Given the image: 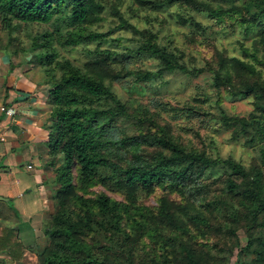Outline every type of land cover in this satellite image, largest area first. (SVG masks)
I'll list each match as a JSON object with an SVG mask.
<instances>
[{"label": "trees", "instance_id": "16d2710c", "mask_svg": "<svg viewBox=\"0 0 264 264\" xmlns=\"http://www.w3.org/2000/svg\"><path fill=\"white\" fill-rule=\"evenodd\" d=\"M136 1L153 10L180 4L218 23L239 21L256 34L251 45L241 43V55L213 46L209 59L196 67L162 44L157 31L131 22L117 3L111 9L119 28L137 37L123 50L105 46L112 30L96 27L105 19L108 0H0V47L32 54L30 61L43 68L49 86V162L56 170L57 206L37 264H226L237 248L239 255L252 256V264H264V0ZM193 12L173 17L205 32L207 26ZM33 23L49 27L27 33L26 46L16 33ZM80 45L85 46L82 63L62 55V49ZM136 55L157 64L129 66ZM173 72L193 77L210 72L219 92L252 98L253 109L245 115L221 107L214 116L188 106L217 119L233 139L244 137L245 145L257 148L248 165L180 140L163 122L168 103L155 99L151 109L141 100L122 99L113 88L115 81L130 77L148 85ZM98 185L123 198L93 194ZM160 188L157 205L141 200V194ZM24 251L18 230L4 226L0 263L20 260ZM235 264H241L240 256Z\"/></svg>", "mask_w": 264, "mask_h": 264}, {"label": "rangeland", "instance_id": "374dc122", "mask_svg": "<svg viewBox=\"0 0 264 264\" xmlns=\"http://www.w3.org/2000/svg\"><path fill=\"white\" fill-rule=\"evenodd\" d=\"M107 8L104 13L105 19L96 26L100 31H111L109 34V42L105 46L123 50L125 46H133L135 36L132 30L119 28V19L113 14L111 9L112 3H117L119 9L124 12L125 16L138 27H150L159 33V40L167 48L174 50L186 61L190 66L200 67L209 59L213 46L220 49H226L230 54L241 55V43L251 45L254 30L247 33L246 24L239 21L227 19L218 23L216 19L193 12L190 9L173 4L159 10H153L142 7L136 0H108ZM193 12L198 20L207 26L205 32H195V29L189 25L178 23L173 14H188ZM234 23H233V22ZM47 24L33 23L28 28L23 27L16 35H19L20 41L24 45L30 44V37L27 33L35 34L44 28H48ZM196 33V34H194ZM190 35L195 37L192 40ZM1 36L6 38L5 33ZM14 42H17L14 40ZM85 46L62 49V55L72 58L76 63H82L86 59ZM22 57L26 55L21 53ZM32 58V57H31ZM129 66H142L154 68L157 60L145 55H136L132 57ZM44 79L45 73L40 65H37ZM113 88L116 93L124 100H141L147 106L155 109L153 104L155 99L168 103L165 110H162L163 122H168L173 128L174 134L189 146L205 148L213 155L233 156L248 165L253 156L258 154L257 148L245 145V138H232V132L222 127L221 123L211 116L197 114L188 107L195 105L214 116L219 113L222 107L229 114L245 115L253 109L252 98L250 97H230L222 90L219 92L212 84L210 72H205L199 76H189L182 72H173L166 74L163 78L158 79L154 83L148 85L138 84L133 78H127L122 81H115ZM194 97L206 98L205 102H197ZM220 103V105L218 104ZM106 191L109 195L122 199V195L108 191L103 186L98 185L92 188V193L96 194ZM163 193L160 188L151 195L141 194V200L148 205H157L158 196ZM49 223V221L47 222ZM241 246H245L248 236L244 230L239 231ZM48 236L42 235L41 242L34 245L38 247V251L46 245ZM36 249L26 252L22 259H4L0 264H37L35 254ZM240 248L228 255L226 264H235L240 256L241 264H252V256L242 252ZM239 255V256H238Z\"/></svg>", "mask_w": 264, "mask_h": 264}, {"label": "crops", "instance_id": "0c3cea01", "mask_svg": "<svg viewBox=\"0 0 264 264\" xmlns=\"http://www.w3.org/2000/svg\"><path fill=\"white\" fill-rule=\"evenodd\" d=\"M27 56L0 47V233L4 226L16 228L25 244L23 255L38 251L34 245L41 242L56 211L58 186L55 166L49 162V86ZM35 259L38 262V252Z\"/></svg>", "mask_w": 264, "mask_h": 264}, {"label": "built area", "instance_id": "2783aa9c", "mask_svg": "<svg viewBox=\"0 0 264 264\" xmlns=\"http://www.w3.org/2000/svg\"><path fill=\"white\" fill-rule=\"evenodd\" d=\"M2 110L6 112L7 115H13L14 111L5 105L1 106ZM29 167H32V165H28Z\"/></svg>", "mask_w": 264, "mask_h": 264}, {"label": "water", "instance_id": "95a60500", "mask_svg": "<svg viewBox=\"0 0 264 264\" xmlns=\"http://www.w3.org/2000/svg\"><path fill=\"white\" fill-rule=\"evenodd\" d=\"M32 57V54H29L28 56H27V59H30ZM0 199H4V197H2L1 195H0Z\"/></svg>", "mask_w": 264, "mask_h": 264}]
</instances>
